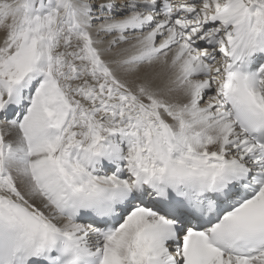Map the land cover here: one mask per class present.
<instances>
[{"label":"snow or ice","instance_id":"snow-or-ice-1","mask_svg":"<svg viewBox=\"0 0 264 264\" xmlns=\"http://www.w3.org/2000/svg\"><path fill=\"white\" fill-rule=\"evenodd\" d=\"M0 264H264V0H0Z\"/></svg>","mask_w":264,"mask_h":264}]
</instances>
